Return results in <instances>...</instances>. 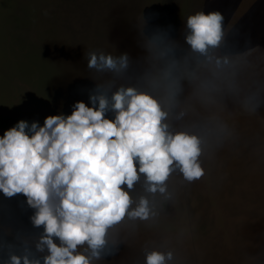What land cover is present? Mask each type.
I'll return each mask as SVG.
<instances>
[{
	"label": "rangeland",
	"instance_id": "obj_1",
	"mask_svg": "<svg viewBox=\"0 0 264 264\" xmlns=\"http://www.w3.org/2000/svg\"><path fill=\"white\" fill-rule=\"evenodd\" d=\"M0 264H264V0H0Z\"/></svg>",
	"mask_w": 264,
	"mask_h": 264
},
{
	"label": "trees",
	"instance_id": "obj_2",
	"mask_svg": "<svg viewBox=\"0 0 264 264\" xmlns=\"http://www.w3.org/2000/svg\"><path fill=\"white\" fill-rule=\"evenodd\" d=\"M0 130L22 132L34 136L45 144L63 150L75 158L88 163L104 162L99 154L42 120L11 115L0 116Z\"/></svg>",
	"mask_w": 264,
	"mask_h": 264
}]
</instances>
